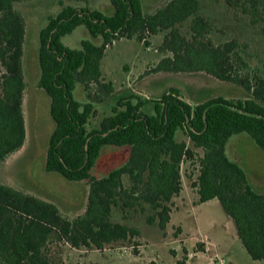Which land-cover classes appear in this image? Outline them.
<instances>
[{
    "label": "trees",
    "instance_id": "16d2710c",
    "mask_svg": "<svg viewBox=\"0 0 264 264\" xmlns=\"http://www.w3.org/2000/svg\"><path fill=\"white\" fill-rule=\"evenodd\" d=\"M23 1L27 0H0V162L20 151L27 137L23 111L26 22L15 8ZM222 1L248 16L253 25L264 22V0ZM110 2V15L91 7H66L49 17L39 34L38 87L51 99L50 113L56 125L49 140L46 171L69 182L88 181L87 209L69 219L53 203L0 185V264H58L50 252L55 242L100 251L123 242L139 255V244L132 239L140 232L113 223L112 210L148 204L156 214L147 223L153 226L158 220V227L167 229L172 212L169 204L183 189L181 164L195 158L187 142L177 140L180 132L204 151L196 185L200 203L217 199L236 224L252 260L264 262V194L253 190L246 169L226 153L230 139L241 134L250 136L264 152V63L252 69L237 39L216 45L211 39L214 23L200 14V0H169L151 14L144 13L142 0ZM188 20L192 21L190 38L181 31ZM82 26L92 38H101V44L89 39L82 41L80 49L64 44L63 38ZM162 32H168L163 49L172 56L162 59L154 72H203L241 87L250 97H215L192 106L179 89L171 88L153 101L154 114L148 115L143 111L148 102L131 95L117 102L99 128L88 131L90 118L97 115L96 106L115 93L113 83L102 73L108 46L137 39L148 47V37ZM78 84L86 92L85 103L75 99ZM108 146L129 147L128 161L96 178L92 171ZM125 176L130 188L123 184ZM186 263V259L178 261Z\"/></svg>",
    "mask_w": 264,
    "mask_h": 264
},
{
    "label": "rangeland",
    "instance_id": "374dc122",
    "mask_svg": "<svg viewBox=\"0 0 264 264\" xmlns=\"http://www.w3.org/2000/svg\"><path fill=\"white\" fill-rule=\"evenodd\" d=\"M167 2L169 0H142L144 13L151 14ZM66 7H91L108 15L113 13L110 0H27L15 4L16 10L22 14L26 22L23 58L26 90L23 111L28 137L20 151L4 162H0V185L10 186L53 203L65 217L75 219L87 209L90 186L88 181L69 182L59 174L46 171L49 140L56 125L50 113V97L38 90L40 31L47 25L49 17L56 16ZM199 12L214 23L215 28L211 39L216 45L237 39L248 54L247 60L251 68H261L264 63V22L253 25L248 16L231 10L222 0H200ZM191 24L192 21L188 20L181 27L182 33L188 38L191 37ZM167 34L168 32H162L148 37L150 42L148 47L137 39H122L108 46L102 62L103 77L114 84L116 92L106 103L96 106L97 115L90 118L87 125L88 131L99 128L101 121L112 115V109L117 102L131 95L148 102L143 107V111L148 115L154 114L153 101L160 100L171 88L179 89L182 98L192 106L215 97L233 100L250 97L241 87L221 82L203 72L192 74L154 72L162 59L172 56L163 49ZM85 39L92 40L96 44L102 42L101 38H92L84 26L64 37L63 42L73 49H80ZM2 73L3 68L0 65V77ZM74 96L81 103L87 102L86 92L79 84ZM177 140L186 141L187 145L194 150L195 158L185 160L181 164L182 185H185L186 189L184 196L179 195L177 203L179 205H182V201L185 203L181 209H172L171 213L174 212V217L167 229L162 231L157 225L158 220L153 226L147 223V218L156 214V211L148 204L140 203L135 208L126 210L120 206L114 207L111 216L113 223L127 225L140 232L139 236L132 239L134 243L139 244L140 254H134L129 243L123 242L108 245L102 251L74 249L66 242H55L50 246V252L58 264H149L152 261L158 264H178V261L183 259L188 261L189 253L192 254L189 264L211 262L212 254L202 255V258L194 257L193 254L194 251L205 250V244L198 241L201 235L208 231L207 225L211 222L215 223L214 225L223 224L226 214L219 203L193 208V202L197 199L195 193L198 189L196 185L201 170L200 159L204 151L195 148L183 132L177 134ZM226 153L231 160H242L241 162L245 163V167L241 166L246 168L249 182L256 172L261 171L257 167L264 165L261 161L253 163V160H264V152L247 134L232 137L226 146ZM129 154V147L103 148L92 175L103 178L112 170L123 166L128 161ZM123 184L126 188H130L127 176L123 178ZM174 225L183 228L181 238L178 237L182 232L181 228ZM233 249L235 251L237 248ZM238 262L252 264L242 254L239 255ZM213 264L221 263L216 261Z\"/></svg>",
    "mask_w": 264,
    "mask_h": 264
},
{
    "label": "crops",
    "instance_id": "0c3cea01",
    "mask_svg": "<svg viewBox=\"0 0 264 264\" xmlns=\"http://www.w3.org/2000/svg\"><path fill=\"white\" fill-rule=\"evenodd\" d=\"M24 46H25V44H24ZM102 67H103V63H102ZM102 73H103V71H102ZM158 74H164V73L161 72ZM165 74H167V73H165ZM114 88H115V86H114ZM38 90L41 92H45L41 88H38ZM115 92H116V90H115ZM50 105H51V101H50ZM27 137H28V135H27ZM26 142H27V140H26ZM237 144H238V142H237ZM241 161L242 160L235 159V162H238L239 164L241 163L240 165H244V167H245V163H243ZM258 161H261V163L262 162L264 163L263 159L262 160L261 159L253 160V163L258 162ZM257 166H258V164H257ZM257 168H260L261 171L256 172L252 176V179H250V184L256 193L264 194V165H262L261 167L258 166ZM103 177H105V176H103ZM185 189H186V186L183 185V189H182V192L180 193V197L183 194H185ZM195 196L197 197V199H196V201L193 202V208L194 209L199 208L200 206L206 205V204H218L219 203V201L217 199L208 201L206 203H200V196L198 194V189L196 190ZM178 198H179V196L178 197L176 196L172 199V201L170 203V206L172 209H177V208L181 209L184 206L185 201H182L183 202L182 205H179V203H177ZM174 203H175V205L173 206ZM173 217H174V212L171 213L170 223L173 221ZM214 224L215 223L211 222L210 225H207L208 231L205 234H202L200 237V240L198 241V243L205 244V250L204 251L202 250V252L194 251V254H193L194 257L198 258V257H201L202 255L209 256V254H212L211 262H209L208 264H213L216 261L220 262L221 264H226V263H228V264H239L238 257L240 254H242L243 256H245L247 258V260L249 262H252V264H264V262H262V261L252 260V258L247 253L246 249L243 247V245L239 239L236 224L227 214H226L225 221L223 222V224H221V225H214ZM168 226L169 225H167V227ZM174 226L181 228L182 232L178 236L179 238H181L183 235V228L179 225H174ZM233 248H237V249L234 251ZM177 254H178V251H177ZM191 255L192 254H190V253L188 254V261L186 264H189L190 259H191ZM221 255H223L224 257Z\"/></svg>",
    "mask_w": 264,
    "mask_h": 264
}]
</instances>
